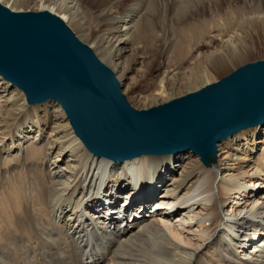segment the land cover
<instances>
[{
    "label": "bare ground",
    "instance_id": "obj_1",
    "mask_svg": "<svg viewBox=\"0 0 264 264\" xmlns=\"http://www.w3.org/2000/svg\"><path fill=\"white\" fill-rule=\"evenodd\" d=\"M7 1L0 4L31 12L18 6L35 0ZM134 1L122 18L118 0L110 3L104 40L81 14L92 0H40L33 12L48 11L92 40L137 103L197 92L264 49V0H193L187 12L192 0H157L146 22L148 0ZM0 80V241L11 252L5 258L8 247L0 248V264H264V125L206 157L114 162L86 148L60 104L40 110ZM147 81L153 90L142 96Z\"/></svg>",
    "mask_w": 264,
    "mask_h": 264
},
{
    "label": "water",
    "instance_id": "obj_2",
    "mask_svg": "<svg viewBox=\"0 0 264 264\" xmlns=\"http://www.w3.org/2000/svg\"><path fill=\"white\" fill-rule=\"evenodd\" d=\"M0 75L31 105L62 106L96 156L122 162L192 151L206 157L234 134L264 125V61L149 110H136L113 70L58 16L0 4Z\"/></svg>",
    "mask_w": 264,
    "mask_h": 264
},
{
    "label": "rangeland",
    "instance_id": "obj_3",
    "mask_svg": "<svg viewBox=\"0 0 264 264\" xmlns=\"http://www.w3.org/2000/svg\"><path fill=\"white\" fill-rule=\"evenodd\" d=\"M4 1L8 2L9 4H11L10 1H7V0H4ZM37 1H40V0H35L30 5L25 4L26 6L25 5H22V6L19 5L18 7L20 9L18 8V10L33 12V11H35L37 9V6L34 4V3H37ZM112 1H117V0H92V2H89V4L85 3L84 5L81 6V14H82L83 18L85 19V22H86L87 26L92 31L93 36L94 37H99L100 40H104L105 32H107L109 30V28H110L108 26V21H107L105 13H106V9L109 7V5H110V3ZM135 4H136V2L134 0H118V8H117L115 16L122 18L123 16H125L127 14V12L130 9L135 8V7H133ZM156 5H157V0H148V1L145 2L144 6L142 5L141 8L143 9V14H142L143 15V22H146V19H154L155 18V16H156V12H155ZM194 5H195V8H196L197 7V3L192 0L191 4H187L185 6V12L191 10V8ZM81 34L84 37V33H81ZM80 37H79V39H80ZM81 41H83L84 43L89 45V47L93 46V41L92 40H90L88 42V41H84V39H83ZM140 42H141V45H144V43H145V41H143L142 39H140ZM142 42H144V43H142ZM148 46L151 47V44L148 43ZM150 53H151V50H150ZM150 53H148L149 57H150V55H152V53L151 54ZM100 58L103 60L102 57H100ZM259 61H264V49L260 50L259 52L253 54L250 57L238 58V59L234 60L233 64L228 66L227 69L223 73H221V74H219L217 76L216 75L214 76V77H216V81L213 82V83L221 81L223 78H225L226 76L230 75L235 70H237L238 68H240V67H242L244 65H248V64H251V63H256V62H259ZM0 78L3 79L1 76H0ZM0 83H2V82H0ZM152 90H153L152 86L147 81L146 83L143 84L142 88L139 91V94H141L142 96H146ZM123 91H124V87H123ZM186 92L188 93L189 91L187 89H183V90L175 91V92H167L163 97H157L156 96V97H153L151 100H149L147 102H140V103H137L135 101H130L129 99L128 100H129V103L137 110H149V109H151L153 107H157V106L166 104V103H168V102H170V101H172L174 99H178L180 97L186 96V95H184V94H186ZM57 105H58V103L53 102V101H50V102L47 103V107L48 106L49 107H51V106L57 107ZM43 107L45 108V106H43V105H39L38 106V108L40 110L44 109ZM251 184L253 185V188L251 190L255 191L256 188H254V186H256V179L253 182H251ZM22 185H23V183H22ZM234 197H235L234 195H231V200H230L231 202L234 201V199H235ZM151 204H153V203H151ZM230 206H232V204ZM131 207H133V209H136L137 205L133 204ZM197 227H198V225L197 226L195 225V228H197ZM1 247L3 249L5 247L7 248L8 244L5 243V242L2 243V241H0V248ZM8 249H9V247L7 248V250L6 249L4 250L5 258H8V256L11 255L10 254L11 253L10 249H9V251H8ZM6 252L9 253V254H6Z\"/></svg>",
    "mask_w": 264,
    "mask_h": 264
}]
</instances>
